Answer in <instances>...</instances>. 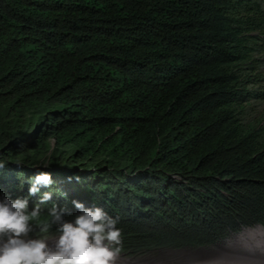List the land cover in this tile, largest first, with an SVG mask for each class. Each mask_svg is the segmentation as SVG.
Returning <instances> with one entry per match:
<instances>
[{
  "label": "trees",
  "instance_id": "obj_1",
  "mask_svg": "<svg viewBox=\"0 0 264 264\" xmlns=\"http://www.w3.org/2000/svg\"><path fill=\"white\" fill-rule=\"evenodd\" d=\"M263 41L264 0H0V200L145 249L264 225Z\"/></svg>",
  "mask_w": 264,
  "mask_h": 264
},
{
  "label": "clouds",
  "instance_id": "obj_2",
  "mask_svg": "<svg viewBox=\"0 0 264 264\" xmlns=\"http://www.w3.org/2000/svg\"><path fill=\"white\" fill-rule=\"evenodd\" d=\"M52 183L49 174L35 175L28 180L29 196L36 195L40 186ZM52 195L44 193L31 211L27 198L0 200V264H117L123 251L118 220L101 207L86 208L75 200V215L66 206L60 208L53 203L48 218L41 220V205ZM54 225L55 231H50ZM33 226L39 233L29 238Z\"/></svg>",
  "mask_w": 264,
  "mask_h": 264
},
{
  "label": "bare ground",
  "instance_id": "obj_3",
  "mask_svg": "<svg viewBox=\"0 0 264 264\" xmlns=\"http://www.w3.org/2000/svg\"><path fill=\"white\" fill-rule=\"evenodd\" d=\"M223 247H225L224 251L216 250L218 248L217 246L211 251H177L173 253L165 252L164 256L171 255V258L167 260V264H215V254H219L217 257L220 258L224 257L226 254H233L234 259L230 260V264H238L237 261L243 262L244 264H264V229L258 228L255 230H245L243 233L237 236V239H235L234 242H230ZM249 252L251 253V256L248 258L246 255ZM142 261H136L134 264H165L159 262L164 260L153 261L146 260L145 258ZM224 264H226V262Z\"/></svg>",
  "mask_w": 264,
  "mask_h": 264
},
{
  "label": "rangeland",
  "instance_id": "obj_4",
  "mask_svg": "<svg viewBox=\"0 0 264 264\" xmlns=\"http://www.w3.org/2000/svg\"><path fill=\"white\" fill-rule=\"evenodd\" d=\"M262 71L264 72V67H263ZM251 113L252 114L249 116V119H255V120L261 119L259 122L260 123L259 125H260V127H262V131H263V135H264V101H259V102L255 103L253 106V111H251ZM41 220H45V218H43ZM260 225L256 224V225H253L250 227H246L248 229L242 228L241 230H239L236 233H230V234L225 235L224 238H222L221 240H218V241H216L210 245L198 246V247H193V248H180L177 250L190 251V252L211 251V250L215 249L214 247L218 246V248L216 250L224 251L225 247H223V246L230 243V242H234L235 239H237V236H239L245 230H252V229L255 230L258 228L264 229V225H261V226ZM55 227L56 226L54 225L50 231L54 232ZM38 233H39V229L36 228L35 226H33V231L29 234V238H36L38 236ZM122 242H123L122 243L123 251L121 253V258L117 262V264H122V263L131 264V262H132V264H134V262H136V261L140 262L145 258H146V260H153V261L154 260H157V261L164 260V261H159V262L167 264V260H169L171 258V255L164 256V253L165 252L169 253V251L174 250V249H159V248L145 249L144 247L138 246L139 244L134 240H131V241L122 240ZM217 255H219V254H215L216 260L214 261V263H217V264H224L225 262H227V261L230 262V260L234 259L233 254H226L222 258L217 257ZM246 256L249 258L251 256V253L250 252L247 253ZM210 257H211V255H210ZM229 257H230V259H229ZM216 261H218V262H216ZM142 262H144V261H142ZM138 264H141V263H138Z\"/></svg>",
  "mask_w": 264,
  "mask_h": 264
},
{
  "label": "water",
  "instance_id": "obj_5",
  "mask_svg": "<svg viewBox=\"0 0 264 264\" xmlns=\"http://www.w3.org/2000/svg\"><path fill=\"white\" fill-rule=\"evenodd\" d=\"M237 235H238V234H237ZM227 242H228V241H227ZM176 251L179 252V251H182V250H173V251H169V252H172V253H173V252H176ZM216 262H218V261H216ZM237 262H238V264H244L243 262H239V261H237ZM230 263H231V262H228V261L226 262V264H230ZM215 264H217V263H215ZM234 264H237V263H234Z\"/></svg>",
  "mask_w": 264,
  "mask_h": 264
}]
</instances>
